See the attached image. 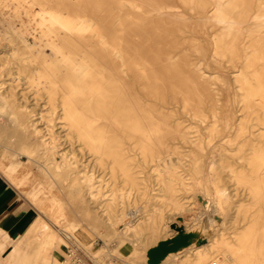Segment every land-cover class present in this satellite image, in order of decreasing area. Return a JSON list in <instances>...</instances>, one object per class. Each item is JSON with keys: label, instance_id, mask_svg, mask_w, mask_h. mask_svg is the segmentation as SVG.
Instances as JSON below:
<instances>
[{"label": "bare ground", "instance_id": "obj_1", "mask_svg": "<svg viewBox=\"0 0 264 264\" xmlns=\"http://www.w3.org/2000/svg\"><path fill=\"white\" fill-rule=\"evenodd\" d=\"M185 31L210 41L211 53L202 50L208 61L204 68L179 56L177 48L185 38L178 32ZM188 39L195 41L192 36ZM224 57L240 61L231 75L232 86L211 89L212 77L205 69L221 67ZM229 89L241 91L246 111H257L261 126L249 133L239 169L221 167L248 190L250 202L237 209L242 219L246 222V211L255 206L264 220V1L0 0V115L9 109V125L0 124V137L7 132L28 159L43 160L45 185H55L62 193L58 203L70 208L73 220L86 224L81 237L90 233L128 242L133 245L131 254L141 248L146 259L149 247L170 238L179 229L169 227L170 220L176 211L188 210L181 194L188 183L170 167L174 163L160 155L180 154L173 139L193 143L204 155L212 146L203 148L200 135L189 136L171 120V111L155 108L153 100L180 97L182 109L199 124L194 132L199 127L209 130L207 143L218 137L217 148H222L230 140L218 126L228 128L229 116L218 118L209 108L210 121L205 122L202 107L211 103L212 92L223 94ZM36 108H47L44 120L35 116ZM227 155L219 151L221 159ZM197 158L193 159L195 173H202ZM177 160L182 163L180 157ZM145 164L158 172L154 196L161 202L151 213L141 211L120 226V220L133 215L129 211L132 191L144 186L133 178V170ZM212 165L207 166L213 186L212 213L219 214L224 225L232 203ZM17 166L11 162L6 169L14 171ZM86 167L88 171L81 173ZM96 169L107 170L114 178L121 174L128 188L120 195L114 190L110 196L103 195L110 183L95 176ZM35 184L25 198L40 214L44 212L37 204L48 196L41 197L45 187ZM42 220L46 217L38 215L29 224L25 245L10 243V264H18L25 248L37 241L44 246L45 261L62 240L85 246L74 235L79 227L65 226L60 231L56 224L47 227ZM48 228L58 233L54 239L45 236ZM183 257L175 263H166L167 258L161 264H264V227L245 228L232 241L207 240L189 248ZM50 263L58 264L52 259Z\"/></svg>", "mask_w": 264, "mask_h": 264}, {"label": "rangeland", "instance_id": "obj_2", "mask_svg": "<svg viewBox=\"0 0 264 264\" xmlns=\"http://www.w3.org/2000/svg\"><path fill=\"white\" fill-rule=\"evenodd\" d=\"M182 10L184 9H178V11ZM255 12V9H253L254 14ZM178 33L180 38H185L182 39L180 41V45H178L177 51L180 52L179 56L182 58L184 57L183 59H185L184 61H186V63L197 64L198 66L200 65V67L204 68L208 61H204L205 58L202 55V50H204L207 54L211 53L212 47L210 41L199 33L190 34L186 31ZM191 36L195 38V41L188 39ZM229 59L230 58L228 57L222 58L219 61L221 67L214 66L213 69H205L206 73L210 74L212 77L209 83V87L211 89L232 86L233 81L231 75L232 72L236 70L234 66L238 65L240 61L237 59L231 61ZM236 93L231 89L223 94H217L214 91L209 97V99H211V103H208L202 107L205 110V122L210 121L209 108L215 109V114L218 118H221L225 114H228L229 116L228 128L225 129L222 127V125L221 127L218 126V129L220 128V132L227 134L226 138L230 140V142L226 141L223 145L224 147L222 148H217V144H219L218 137H215L209 143H207L209 140L207 135L209 130L198 126V131L196 133L194 132V125L199 124L190 117L189 113L182 109L184 107H182L180 97L176 101L172 100L168 102H157L156 100H153L155 108H163L164 110L169 109V111H171V120L179 123L180 127L184 131H189V136H195L196 134L198 136L200 135L201 139L203 140V148L207 149L212 146L210 148L211 152L207 153V155H204L197 150L193 143H184L178 139H173L171 142H173V144L178 147V149L181 151L180 154L160 155V159L164 158L174 163L170 167L175 168L179 174H182L185 182L188 183V190L181 193L183 201L185 202L188 210H182L181 212L176 211L177 215L173 220H170L169 227L172 225L178 226L179 230L181 231L182 229L187 228L190 232L185 234L189 235L187 244L181 247L178 251L171 252L178 254L169 257L170 253H168L158 264H161L162 261L167 258L168 260L166 263H175L177 261H181L184 259V253L189 248L202 246L207 243V240L222 237L227 241H232L234 240L236 234L243 231L245 228L254 229L261 225L264 227V220L261 216H259L260 209L256 208L255 206L249 208L246 211V214H248V216H246V222L242 219V216L237 209L238 205H246L250 202L248 190L246 189L245 185L237 184L235 182L234 177H232L227 168L221 167V165H224L239 169L241 165V159H239V157L245 150L248 149L247 138L249 133L251 131L256 132L258 130V126H261V121L257 119L258 112L246 111V105L240 96L241 91H237ZM6 110L7 111H5L4 114L2 113L0 115V124L5 126V128L9 125V119L7 115L9 109L7 108ZM33 113L36 117L42 116V120H44L45 116L49 112L47 108H36ZM6 133L7 132H3L0 137V195L7 190L15 191L22 199L25 200L27 213L25 215L26 226L17 228L16 233L11 235V238L13 239H4L1 242L0 264H10V254L12 253V244H10L11 242H19L21 245H25L26 240L24 239V236L26 234V230L29 224L35 218H37L38 215L46 217V221L42 220L44 225L49 227V224H56L57 229L60 231L63 230L65 226L79 227V229L74 232V235L90 251L91 255L95 258V264H147V259L143 254L144 251L141 248H135L137 253L131 254L133 245L128 242L121 243L112 238L106 239L95 237L90 233H87V237H81L80 231L85 228L84 225L86 224L83 221L73 220L70 208L65 203H58V200L62 198V193L55 185H45V180L41 176L42 168L40 167V164L43 163V160L41 158H36L34 160L28 159V157L22 153L19 148H17L15 144V138ZM221 150L228 153V155L222 159L219 156V151ZM178 157L182 159V163L180 160H177ZM195 157H198L197 162L201 163L202 165V173H195L196 169L193 164V159ZM11 162L18 165L14 171L6 169V167H8ZM210 162H212V166L219 174L218 177L220 179V184L226 188V192L228 193L230 202L232 203L230 209L227 212L226 222L224 225H221V216L217 213H212L214 203L210 197L213 186L210 183V170L207 167ZM159 163H161V160H159ZM152 169L153 167L151 168L150 165L145 164L141 168H135V171L133 170V178L138 182L143 183L144 186L139 185L140 187H136L132 191L133 200L129 211H134L132 212L133 215L120 220L118 222L120 226L129 221V219L140 216L141 211H143L144 214L151 213L152 210L157 208L160 204L161 200L154 196L156 194L155 188L158 172L153 171ZM158 169H162V167H159ZM81 171V173L88 171V167L83 168ZM93 172L95 173V176L106 178L108 180L107 182L110 183L107 188L103 190V195L110 196L112 194V190H114L117 195H120L128 188V184L123 182V176L119 173H117L116 177L114 178L110 175V173H108L107 170L96 169L93 170ZM1 173L4 176H2ZM9 181L12 182L13 186L9 184ZM199 181H201V185L207 187L206 191L201 189V185L197 184ZM34 183H36L35 185L45 187L44 193L40 194V196H48V199L43 200V203L37 204L38 207H36L42 210L44 213L41 212L39 214L36 212V210L29 203V199L25 198V195ZM193 184L194 186H192ZM49 197H53L54 200L49 201ZM168 208L169 207L165 208V211H168ZM208 214H211L210 219H207L206 215ZM249 215L253 216L250 217ZM39 223L40 222L37 224ZM28 234L31 237L33 235L32 233ZM57 234V232H53L51 228H48L45 236L54 239L55 235ZM177 236L178 233L176 230V232L172 233L168 239ZM61 242L62 246L59 249H53L48 253L49 256L47 261H45L46 255L44 252V246L40 241L35 242L32 246L26 247L24 252L21 253V255L18 257V264H51L50 259L57 261L58 264H68L64 262L68 242L64 240ZM152 247L154 246L149 247V249Z\"/></svg>", "mask_w": 264, "mask_h": 264}, {"label": "crops", "instance_id": "obj_3", "mask_svg": "<svg viewBox=\"0 0 264 264\" xmlns=\"http://www.w3.org/2000/svg\"><path fill=\"white\" fill-rule=\"evenodd\" d=\"M3 193L0 195V244L4 239H13L11 235L16 233L17 228L26 226L27 213L25 200L15 191L7 190L5 195Z\"/></svg>", "mask_w": 264, "mask_h": 264}, {"label": "water", "instance_id": "obj_4", "mask_svg": "<svg viewBox=\"0 0 264 264\" xmlns=\"http://www.w3.org/2000/svg\"><path fill=\"white\" fill-rule=\"evenodd\" d=\"M171 228L175 229L172 225ZM178 236L159 242L156 246L146 252L147 264H158L168 253L176 252L188 242L189 235L182 234V231L176 229Z\"/></svg>", "mask_w": 264, "mask_h": 264}, {"label": "built area", "instance_id": "obj_5", "mask_svg": "<svg viewBox=\"0 0 264 264\" xmlns=\"http://www.w3.org/2000/svg\"><path fill=\"white\" fill-rule=\"evenodd\" d=\"M90 251L75 240L68 239L64 262L68 264H95Z\"/></svg>", "mask_w": 264, "mask_h": 264}]
</instances>
